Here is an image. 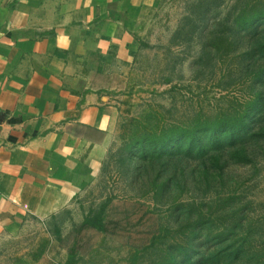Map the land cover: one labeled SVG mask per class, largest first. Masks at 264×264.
<instances>
[{
    "label": "rangeland",
    "instance_id": "374dc122",
    "mask_svg": "<svg viewBox=\"0 0 264 264\" xmlns=\"http://www.w3.org/2000/svg\"><path fill=\"white\" fill-rule=\"evenodd\" d=\"M257 33L264 0H163L151 10L106 73L116 118L99 177L61 213L0 224V264H219L210 252L240 240L264 261ZM193 136L196 150H212L205 166L188 155ZM159 137L174 143L161 159ZM230 140L250 157H231Z\"/></svg>",
    "mask_w": 264,
    "mask_h": 264
},
{
    "label": "crops",
    "instance_id": "0c3cea01",
    "mask_svg": "<svg viewBox=\"0 0 264 264\" xmlns=\"http://www.w3.org/2000/svg\"><path fill=\"white\" fill-rule=\"evenodd\" d=\"M163 0H0V224L64 211L102 170L107 71Z\"/></svg>",
    "mask_w": 264,
    "mask_h": 264
},
{
    "label": "trees",
    "instance_id": "16d2710c",
    "mask_svg": "<svg viewBox=\"0 0 264 264\" xmlns=\"http://www.w3.org/2000/svg\"><path fill=\"white\" fill-rule=\"evenodd\" d=\"M257 31V30H256ZM252 50L254 51V61L253 63H255L256 65V75H257V80L258 79H262L264 81V35H261L260 33H257L255 35V41L251 44ZM253 109L255 112L254 115V121L251 123V126L253 127L255 124L258 125V131L252 135V137H256L258 138L259 142L262 140V138L264 137V92H257L256 96H255V100L253 102ZM259 116V119L257 120ZM242 120L245 119V117H241ZM243 125H245V122H243ZM243 136H245L244 134H241ZM221 136H216L215 141L216 142H221L222 140H227L226 137L225 138H220ZM175 139V141H178V136H174L173 137ZM172 139H166L163 140L162 137L160 138H156L155 139V143L159 146L158 149H155V152H159L160 155L156 156L157 159H161V156L166 153L164 151H166L168 148V146H172L174 145V143ZM190 147L188 148V155H190L189 157H191L192 159H194L197 163L202 164V165H206L207 161H209V159L207 158L208 153H210L212 150H204L202 148H198V150H196L194 148L196 140L195 136H193L192 138H190ZM248 139V137L245 138L244 141H246ZM238 140H230V143L228 145L229 148V152L232 153L231 157H233V155H239L242 152L245 154L244 158H249L250 156L247 155L248 153V148H243L242 146H239V142ZM161 142H165L163 144H161ZM177 149H179V147H176ZM175 147L172 148V151H174V149L176 150ZM222 148V147H221ZM217 150H219L220 148H216ZM162 152V155H161ZM179 155L180 153H182L180 150L178 151ZM196 153L195 155H192ZM213 154V153H212ZM234 156V157H235ZM170 161H165L166 163H169L171 161H174L172 159H169ZM216 165L218 167V164L221 162V160L214 158ZM250 160V159H249ZM167 169H162V171H166ZM205 173V172H204ZM177 174H179L178 171H173V174L170 178H172V181L174 179H176L175 177L178 176ZM207 174V172H206ZM163 174H160V176H162ZM158 177V176H157ZM252 248L251 246H249L248 242H245L243 240H240V242H230L227 244H224L221 248H219L215 253L210 252L208 255H210V257L213 258H219L218 262L219 264H264V261H260V260H254L253 255H255L254 252H252ZM209 257V258H210ZM208 259V258H206Z\"/></svg>",
    "mask_w": 264,
    "mask_h": 264
}]
</instances>
